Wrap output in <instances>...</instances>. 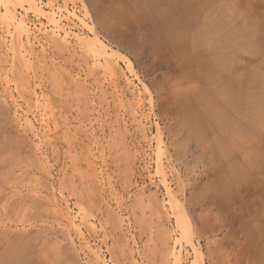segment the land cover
<instances>
[{"label":"rangeland","instance_id":"obj_1","mask_svg":"<svg viewBox=\"0 0 264 264\" xmlns=\"http://www.w3.org/2000/svg\"><path fill=\"white\" fill-rule=\"evenodd\" d=\"M0 264H264V0H0Z\"/></svg>","mask_w":264,"mask_h":264}]
</instances>
